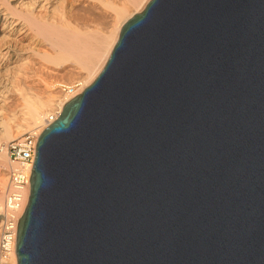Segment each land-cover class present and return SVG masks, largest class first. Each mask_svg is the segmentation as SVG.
Here are the masks:
<instances>
[{
	"label": "water",
	"instance_id": "1",
	"mask_svg": "<svg viewBox=\"0 0 264 264\" xmlns=\"http://www.w3.org/2000/svg\"><path fill=\"white\" fill-rule=\"evenodd\" d=\"M29 185L16 264H264V0H149Z\"/></svg>",
	"mask_w": 264,
	"mask_h": 264
},
{
	"label": "bare ground",
	"instance_id": "2",
	"mask_svg": "<svg viewBox=\"0 0 264 264\" xmlns=\"http://www.w3.org/2000/svg\"><path fill=\"white\" fill-rule=\"evenodd\" d=\"M148 1L0 0V221L8 175L4 143L43 127L50 112L70 99L52 87L56 75L75 76L86 88L121 26Z\"/></svg>",
	"mask_w": 264,
	"mask_h": 264
},
{
	"label": "built area",
	"instance_id": "3",
	"mask_svg": "<svg viewBox=\"0 0 264 264\" xmlns=\"http://www.w3.org/2000/svg\"><path fill=\"white\" fill-rule=\"evenodd\" d=\"M83 90L80 82L63 85L64 91L70 98ZM61 110L48 115L43 127H33L22 134L13 137L3 148L8 156L11 168L8 172V183L5 188L3 203V218L0 221V264H13L15 256V239L17 220L26 206L25 197L29 195V176L34 159V145L38 135L54 119Z\"/></svg>",
	"mask_w": 264,
	"mask_h": 264
},
{
	"label": "rangeland",
	"instance_id": "4",
	"mask_svg": "<svg viewBox=\"0 0 264 264\" xmlns=\"http://www.w3.org/2000/svg\"><path fill=\"white\" fill-rule=\"evenodd\" d=\"M145 7V6H144ZM144 7L140 10V11H142L143 9H144ZM139 11V12H140ZM117 39H118V37H117ZM117 41V40H116ZM114 47V46H113ZM113 49V48H112ZM112 51V50H111ZM76 82H80L81 83V85H82V82L78 79V78H75V76H74V78L73 77H69L68 78V76L67 75H65L64 73H60V74H58V75H56V78L52 81V83H53V86L52 87H54V88H56V90H58V89H61L62 90V86L63 85H72V84H74V83H76ZM82 88H84V86L82 85ZM69 96V95H68ZM57 111V110H56ZM55 111V112H56ZM54 112H50V114H53ZM16 136H18V135H16ZM15 137V136H14ZM10 140V139H9ZM9 140H7L6 141V143L9 141ZM6 143H4V144H6ZM0 152H1V150H0ZM10 168H11V165H10V162H9V159H8V172H9V170H10ZM7 183H8V175H7V180H6V186H7Z\"/></svg>",
	"mask_w": 264,
	"mask_h": 264
}]
</instances>
